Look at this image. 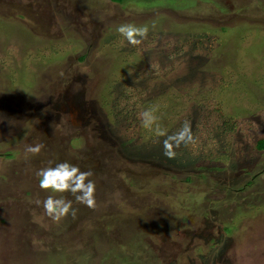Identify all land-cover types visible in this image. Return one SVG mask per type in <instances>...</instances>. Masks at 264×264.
Listing matches in <instances>:
<instances>
[{"label": "rangeland", "instance_id": "1", "mask_svg": "<svg viewBox=\"0 0 264 264\" xmlns=\"http://www.w3.org/2000/svg\"><path fill=\"white\" fill-rule=\"evenodd\" d=\"M260 139L264 0H0V264H264ZM63 161L94 209L39 187Z\"/></svg>", "mask_w": 264, "mask_h": 264}, {"label": "clouds", "instance_id": "2", "mask_svg": "<svg viewBox=\"0 0 264 264\" xmlns=\"http://www.w3.org/2000/svg\"><path fill=\"white\" fill-rule=\"evenodd\" d=\"M117 32L122 35L132 46L140 45L147 39L149 28L147 26H135L132 24H122L117 28ZM153 110H147L142 113L145 127H150L155 117L152 115ZM45 147L43 143L34 146L28 145L25 148L26 153L36 156L40 154ZM39 187L42 190L52 193H70L77 202L84 204L89 208L96 207L95 181L91 179L93 172L82 171L78 166L63 161L57 163L54 167L41 169L38 173ZM34 203L42 206L45 214L53 221L59 222L67 215L73 217L77 214V209L73 208L72 201L64 196L56 198L49 195L46 199H36Z\"/></svg>", "mask_w": 264, "mask_h": 264}, {"label": "trees", "instance_id": "3", "mask_svg": "<svg viewBox=\"0 0 264 264\" xmlns=\"http://www.w3.org/2000/svg\"><path fill=\"white\" fill-rule=\"evenodd\" d=\"M108 1H110V2H124V1H126V0H108ZM262 141V146H264V139L262 140V139H260L258 142H261ZM262 146H258V148H263Z\"/></svg>", "mask_w": 264, "mask_h": 264}]
</instances>
